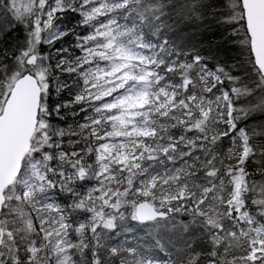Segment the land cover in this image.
Here are the masks:
<instances>
[{"label":"snow or ice","instance_id":"1","mask_svg":"<svg viewBox=\"0 0 264 264\" xmlns=\"http://www.w3.org/2000/svg\"><path fill=\"white\" fill-rule=\"evenodd\" d=\"M0 264H264V0H0Z\"/></svg>","mask_w":264,"mask_h":264}]
</instances>
